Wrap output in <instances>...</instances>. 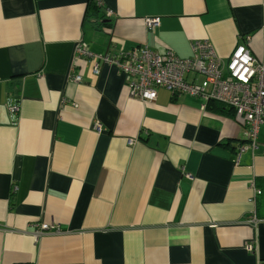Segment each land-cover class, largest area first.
Instances as JSON below:
<instances>
[{
  "label": "crops",
  "instance_id": "0c3cea01",
  "mask_svg": "<svg viewBox=\"0 0 264 264\" xmlns=\"http://www.w3.org/2000/svg\"><path fill=\"white\" fill-rule=\"evenodd\" d=\"M92 1L0 0V264H264V125L238 162L234 110L164 88L144 103L75 52L209 41L227 60L250 38L264 65V0Z\"/></svg>",
  "mask_w": 264,
  "mask_h": 264
},
{
  "label": "built area",
  "instance_id": "2783aa9c",
  "mask_svg": "<svg viewBox=\"0 0 264 264\" xmlns=\"http://www.w3.org/2000/svg\"><path fill=\"white\" fill-rule=\"evenodd\" d=\"M99 6L102 2L95 0ZM111 18L113 12L106 11ZM147 29L154 31L160 26V18L145 20ZM250 38L240 42L227 60L217 55L209 41L193 43V57L182 59L173 51L156 53L148 47L134 48L118 56L93 54L88 46L80 43L76 46L77 58L97 61L94 71L99 73L102 64L117 66L125 75L130 95L144 103H153L157 99L158 88H164L173 94H185L203 99L206 103L215 101L234 110L235 120L247 128V146H241L237 156L248 148H257L259 129L264 125V65L251 53L248 44ZM202 78L207 85L197 83ZM77 83L82 76H73ZM206 108V107H205ZM95 128L100 131V124ZM261 192L255 189V194ZM55 227L42 225L37 236L50 233ZM248 251L254 252L253 246Z\"/></svg>",
  "mask_w": 264,
  "mask_h": 264
},
{
  "label": "trees",
  "instance_id": "16d2710c",
  "mask_svg": "<svg viewBox=\"0 0 264 264\" xmlns=\"http://www.w3.org/2000/svg\"><path fill=\"white\" fill-rule=\"evenodd\" d=\"M92 5H93L94 8H96V9H97V8H102V7H100V6L98 5V3H97L95 0L92 1ZM211 103H216V105H217L218 102L212 101ZM218 105L222 106V104H220V103H218ZM222 107H224V106H222Z\"/></svg>",
  "mask_w": 264,
  "mask_h": 264
}]
</instances>
